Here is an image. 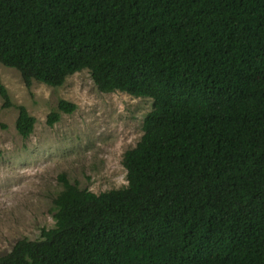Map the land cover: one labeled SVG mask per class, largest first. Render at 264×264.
Here are the masks:
<instances>
[{
	"label": "trees",
	"instance_id": "trees-1",
	"mask_svg": "<svg viewBox=\"0 0 264 264\" xmlns=\"http://www.w3.org/2000/svg\"><path fill=\"white\" fill-rule=\"evenodd\" d=\"M0 63L27 87L87 69L153 101L127 185L62 174L54 226L0 264H264V0H0ZM76 107L60 99L48 124ZM18 109L27 138L37 120Z\"/></svg>",
	"mask_w": 264,
	"mask_h": 264
},
{
	"label": "rangeland",
	"instance_id": "rangeland-1",
	"mask_svg": "<svg viewBox=\"0 0 264 264\" xmlns=\"http://www.w3.org/2000/svg\"><path fill=\"white\" fill-rule=\"evenodd\" d=\"M0 80L10 105L0 94V255L26 237L37 239L53 227L54 203L63 188L62 174L81 188L100 193L127 185L123 154L143 135L150 98L121 91L103 92L89 70L54 87L34 80L27 87L21 73L0 63ZM60 99L77 105L49 125L48 115ZM19 105L36 117L25 138L16 128Z\"/></svg>",
	"mask_w": 264,
	"mask_h": 264
}]
</instances>
